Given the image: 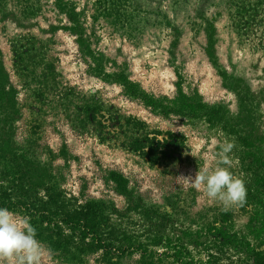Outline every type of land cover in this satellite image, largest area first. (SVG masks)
<instances>
[{
  "label": "rangeland",
  "instance_id": "obj_1",
  "mask_svg": "<svg viewBox=\"0 0 264 264\" xmlns=\"http://www.w3.org/2000/svg\"><path fill=\"white\" fill-rule=\"evenodd\" d=\"M221 132L247 190L227 211L177 179ZM263 181L264 0H0V207L54 264H249Z\"/></svg>",
  "mask_w": 264,
  "mask_h": 264
},
{
  "label": "clouds",
  "instance_id": "obj_2",
  "mask_svg": "<svg viewBox=\"0 0 264 264\" xmlns=\"http://www.w3.org/2000/svg\"><path fill=\"white\" fill-rule=\"evenodd\" d=\"M214 139L217 148L207 154L208 163L177 179L191 186L202 200L219 204L222 210L243 206L247 190L243 179L233 173L234 138L223 132ZM31 216L18 210L0 207V264H54L55 250L38 239Z\"/></svg>",
  "mask_w": 264,
  "mask_h": 264
},
{
  "label": "trees",
  "instance_id": "obj_3",
  "mask_svg": "<svg viewBox=\"0 0 264 264\" xmlns=\"http://www.w3.org/2000/svg\"><path fill=\"white\" fill-rule=\"evenodd\" d=\"M115 180H119V178L116 177ZM260 184H261V186H264V181L261 182ZM46 214L52 215L53 213H49V211H47ZM73 215H76V216L79 215V218L77 219V220H79L78 223H75L73 221H63V222L68 223L72 227L78 226V224H83L84 227L82 228V231H86L87 233H89L90 235H93L94 237L99 235L100 227L98 225L91 224L90 221L86 219V216L83 213H80L77 211V212H73V214H67V216H69V218H72ZM84 223H85V225H84ZM98 241H101V240L98 239ZM210 241H212L214 246H219V247L229 246L232 249H234L235 251L241 252V248L236 244V240L232 235L214 236L213 238L210 239ZM242 252H244V251H242ZM244 254L249 256V258H250L248 261L249 264H264V254H260V253H256V252L255 253L254 252H251V253L245 252ZM216 260H217V258L214 255H209V264H217Z\"/></svg>",
  "mask_w": 264,
  "mask_h": 264
}]
</instances>
